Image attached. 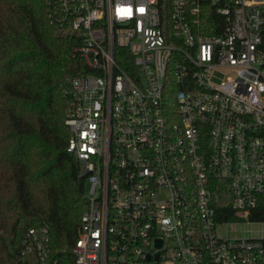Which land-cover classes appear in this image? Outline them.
Here are the masks:
<instances>
[{
  "label": "built area",
  "instance_id": "2783aa9c",
  "mask_svg": "<svg viewBox=\"0 0 264 264\" xmlns=\"http://www.w3.org/2000/svg\"><path fill=\"white\" fill-rule=\"evenodd\" d=\"M48 1L88 70L65 91L74 264H264L263 236L228 230L264 223V0ZM18 257L57 264L46 225Z\"/></svg>",
  "mask_w": 264,
  "mask_h": 264
},
{
  "label": "trees",
  "instance_id": "16d2710c",
  "mask_svg": "<svg viewBox=\"0 0 264 264\" xmlns=\"http://www.w3.org/2000/svg\"><path fill=\"white\" fill-rule=\"evenodd\" d=\"M49 12L48 0H0V264H22L24 234L43 225L57 264H74L71 249L87 206L66 151L65 91L88 70L72 56V34L51 25ZM176 90L166 88L168 112ZM262 211L251 219H264Z\"/></svg>",
  "mask_w": 264,
  "mask_h": 264
},
{
  "label": "rangeland",
  "instance_id": "374dc122",
  "mask_svg": "<svg viewBox=\"0 0 264 264\" xmlns=\"http://www.w3.org/2000/svg\"><path fill=\"white\" fill-rule=\"evenodd\" d=\"M227 75V71H218L214 74L216 78H224ZM228 230L232 231V236H256V237H264V223L256 222L253 224H239L228 227Z\"/></svg>",
  "mask_w": 264,
  "mask_h": 264
}]
</instances>
